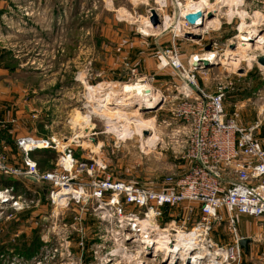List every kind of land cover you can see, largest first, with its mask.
<instances>
[{
	"label": "rangeland",
	"instance_id": "rangeland-1",
	"mask_svg": "<svg viewBox=\"0 0 264 264\" xmlns=\"http://www.w3.org/2000/svg\"><path fill=\"white\" fill-rule=\"evenodd\" d=\"M199 1L203 0H0V24L2 20L6 23L0 28V116L5 115L3 110L9 103L19 108L27 102H44L53 124L52 131L42 130L45 136L41 138L54 135L59 144H71L77 158L105 163L106 174L120 181L159 187L168 174L186 164L176 159L172 150L156 149L150 143L157 138L166 140L167 129L161 120L170 118L173 97L183 80L166 67L147 83L168 98L167 104L162 109L160 104L150 109L122 105L130 110L123 117L119 112L105 114L107 96L100 94V88L114 83L118 88L117 82L128 81L134 67L144 75L153 66L155 74L159 53L175 42L184 63L206 51L217 53L218 65L210 67L207 76H198L199 85L212 91L217 81L229 84L225 101L228 116L244 126L258 125L257 138L264 143V67L257 62L264 55V39L257 43V39L241 42L238 38L251 29L264 37V0H206V13L214 14L204 22L209 32L203 37L197 30L196 34L188 33L199 34L200 39L188 38V34L175 38L183 33L179 25L182 13ZM160 7L165 27L161 23L149 26L151 11ZM230 41L236 42L233 50ZM117 93L107 102L109 110L117 108V96L125 94L122 87ZM136 116L153 120L155 126L150 130L155 139L147 142L151 133L141 137L144 133L134 121ZM59 154L53 150L48 158L38 156L40 169H60ZM17 158L23 156L17 154ZM78 179L91 180L87 174ZM27 184L29 188H20L25 194L23 209L9 208L0 222V264H167L141 249L150 237L147 230L134 242L125 237V226L117 229L113 212L103 210L109 207L103 200L110 199L90 197L93 187L89 184L85 189L88 201L76 196L78 199L55 204L42 188ZM35 191L42 194L35 196ZM189 206L164 208L162 226L179 224ZM143 213L135 214L142 218ZM186 227L184 233L193 226ZM236 232L253 238L252 254L243 251L240 261L232 260L231 252L227 260L224 253L215 259L207 256L201 264L220 260L222 264H264V221L236 216ZM212 237L219 246L230 247L235 231L225 220L217 224ZM62 241L70 243L64 251L73 253L72 261L51 257L52 246Z\"/></svg>",
	"mask_w": 264,
	"mask_h": 264
},
{
	"label": "built area",
	"instance_id": "built-area-1",
	"mask_svg": "<svg viewBox=\"0 0 264 264\" xmlns=\"http://www.w3.org/2000/svg\"><path fill=\"white\" fill-rule=\"evenodd\" d=\"M162 8H158L157 13L161 26L165 27L166 20ZM186 15L182 13L183 21H179L183 33L175 34V38L195 33L196 30L197 33L202 34V37L209 32V27L206 26L201 30L194 28L185 20ZM231 43L230 41L229 45ZM209 52L211 51L197 54L201 57L199 60L193 55L188 63H184L176 43L173 42L159 53L160 63L155 74L143 75L134 67L129 70L131 73L129 80L121 82L123 85L147 83L153 81L155 76L166 67H170L183 80V85L178 87L177 95L173 97L175 99L170 108V118L161 120V125L167 129L166 140L160 141L157 138L150 143H153L156 149L160 147L172 150L175 158L183 159L186 164L182 165L179 171L168 174L162 182H159V187L120 181L111 174H106L105 163L92 158L83 160L77 158L74 155V148H70L71 144H59L54 135L48 138L34 136L19 138L17 146L23 152L24 162L20 166L12 164L0 140V182L10 179L24 180L26 175L34 176L44 183L47 195L53 204L64 199L74 200L81 197H86L83 199L88 201L90 195L87 196L85 189L89 184L93 187L90 197L110 199V201L103 200L104 205L109 206L103 207V210L113 212V222L117 229H124L125 226L127 230L123 232L126 238L135 242L136 237L145 230L149 232L150 237L164 232L161 242L168 244L175 251L171 252L166 260L165 256H156L155 258L160 262L169 264L172 261L177 263L181 261L184 264L195 257L201 264L207 256L215 259L223 253L227 255L225 257L227 260L229 252L232 260L240 261L244 250L239 242L243 237L236 232V216L264 221V143L257 138L258 125L244 126L235 118L228 116L225 101L229 84L222 80L217 81L215 90L212 91L207 85L204 87L199 85L198 76H207L209 68L204 67L203 64L197 67L195 63L207 56L213 61H219L217 53L212 51L213 53L208 55ZM167 99L166 96L161 95L159 109L167 104ZM84 108L86 109V106ZM38 116H40L38 113L34 114L35 118ZM47 116L49 117L45 115ZM4 127L3 122H0V130L3 131ZM120 129H123L122 126ZM145 132L153 134L149 128L144 130L141 137L146 135ZM40 147L60 152L57 160L60 169L53 171L40 169L30 156L31 152ZM82 174H87L91 180L78 179ZM41 194L38 191L34 192L35 196ZM24 195L14 185L0 186V220L4 218L9 208L23 209L21 200ZM186 203L190 206L188 212L182 213L179 224L162 226L164 208ZM128 208L132 210L127 211ZM196 208L199 212H195ZM136 212H144L143 217L135 214ZM225 220L235 231V240L230 247L219 246L212 237L217 224ZM190 224L193 227L186 233L189 248L183 245L179 246L181 248H175L178 234L184 233V230H187L186 226ZM136 226L140 229L137 233L133 231ZM63 241L62 244L54 245L55 248L52 246L54 251L51 252V257L55 259L57 256L72 261L73 253L64 251V248L69 249L70 243L66 244ZM148 242L146 241V244ZM165 248L167 252V247ZM201 251L202 253H199Z\"/></svg>",
	"mask_w": 264,
	"mask_h": 264
},
{
	"label": "bare ground",
	"instance_id": "bare-ground-1",
	"mask_svg": "<svg viewBox=\"0 0 264 264\" xmlns=\"http://www.w3.org/2000/svg\"><path fill=\"white\" fill-rule=\"evenodd\" d=\"M206 9H207L206 0L199 1L197 3L190 4V6L188 5L186 7V10L184 11V15L188 14L189 12L196 13V12L201 11V12H203V14L205 16V18L202 19V24H204L205 20L208 19L207 18L208 14L206 13ZM148 24H149V26H152V23L149 22V21H148ZM238 38H239V40L241 42H243V41H252L254 39H257V41H256L257 43H260V40L264 39V37L261 34H259L256 29H251L250 31H247L245 34L241 33V34L238 35ZM245 44L248 45L247 42ZM212 53L213 52L211 51V52L208 53V55H210ZM207 57H209V56H207ZM196 58H197L196 60H198L200 57L197 56ZM208 59H209L208 61L212 60L211 57H209ZM205 60H207V59H205ZM164 61H163V63H165ZM117 84H119L118 88H115V87H117L116 83L111 84L110 86L103 87V90H102V88H100L101 89L100 94H102V96L103 95L107 96L106 97L107 101L105 102L106 104L103 107L106 115H109L112 112L113 113L114 112H119L120 116L123 117V116L126 115V113H129L127 111H130V110L126 106H122V105H130V104L138 105L139 104L138 105L139 108L150 109V108H156L160 104V102L162 101L161 100V96L158 94V92L155 91L154 89H152L154 87H152L148 83H140V84L139 83H136V84L135 83H124V85H123V83L117 82ZM121 87H122V90L124 91L125 94L117 96L118 99L116 98V102H120L119 106L117 108L115 107V108H111L109 110V106H108L109 103H107V102L110 100L111 95L117 93V89H119ZM120 93H122V92L120 91ZM116 109H118V111ZM134 121L139 126L142 134L144 133V130H149V128L155 126L153 120L149 121V120L144 119L143 117H139L138 118V116H136ZM155 137H156L155 134L154 135L152 134L147 139V142L149 141V139H155ZM40 148H42V147H40ZM133 231H135L137 233V232L140 231V229L138 228V226H136L133 229ZM161 237H162V232L161 233L159 232L155 236L148 237L149 239H146V241H149L147 244H146V241H145V243H143V245H140V246H141V249H143V251H144V253L146 255L150 254L153 257H156V256L163 257V256H165V260H166V258H168V256H169V254H171V252H174L175 250L170 248L168 246V244L161 242ZM177 237H178V242L175 245V248H181L179 246H182V245L184 247L189 248L187 246V241L186 240H188V235L186 233H179ZM165 247H167V252H166V248ZM198 257L201 258L202 256L198 255ZM214 262H216V261L214 260ZM143 263L145 264V262H143ZM176 263L177 262L172 261L170 264H176ZM116 264H120V262L117 261ZM184 264H200V260L194 257L192 260L190 259L189 262H186ZM214 264H222V263L220 261H218L217 263H214Z\"/></svg>",
	"mask_w": 264,
	"mask_h": 264
},
{
	"label": "crops",
	"instance_id": "crops-1",
	"mask_svg": "<svg viewBox=\"0 0 264 264\" xmlns=\"http://www.w3.org/2000/svg\"><path fill=\"white\" fill-rule=\"evenodd\" d=\"M6 23L2 20V24H0V28L4 27ZM155 68L153 66H150V68H147L145 74H152L154 72ZM16 104L9 103L8 106H5V110H3L5 115L0 116V122H3L5 125L3 132L4 135H6L7 139H3L2 146H4V150L7 152L8 157L12 164H15L17 166L22 165L23 158L18 159L17 154L23 156V152L18 153L21 150L17 146V140L19 138L25 137V136H34L37 138H41L43 135V129H51L52 127V119L45 117L47 114L46 111L48 110L47 104L44 102L41 104H38L37 102H34V104L26 103L23 105V107L15 106ZM45 111V112H44ZM38 113V118L34 117V114ZM2 131V130H0ZM52 131V129L50 130ZM48 138V137H46ZM36 160V159H35ZM53 163V162H52ZM14 182H19V186L17 188H27L29 184L25 180H14L10 179ZM9 180H2L0 182V186L7 187L12 186L13 182L9 184ZM27 185V186H26ZM15 186V184H14ZM31 186V185H30ZM16 187V186H15ZM29 187V186H28ZM32 187H35L34 185ZM4 218L0 220V222H3ZM244 237V236H242ZM250 237V236H247ZM252 243H250V250L249 254L251 252L252 254Z\"/></svg>",
	"mask_w": 264,
	"mask_h": 264
},
{
	"label": "water",
	"instance_id": "water-1",
	"mask_svg": "<svg viewBox=\"0 0 264 264\" xmlns=\"http://www.w3.org/2000/svg\"><path fill=\"white\" fill-rule=\"evenodd\" d=\"M213 13H208V16L207 18L210 19L213 17ZM205 18L203 12L199 11V12H196V13H189L185 16V20L187 22H189V24H191L194 28H202L203 26H205L204 24H202V19ZM150 21L152 23L153 26H158L161 21H160V18L157 14V12L153 9L151 11V17H150ZM189 37H195V38H198L200 39L201 36L198 34V35H193V34H188V38ZM210 47H208L209 49ZM236 48V42L234 43H231L230 44V49L233 50ZM257 62L259 65L263 66L264 67V55L262 56H259L258 59H257ZM200 64H203L204 67L206 68H210L214 65H218V62L216 61H208V60H201L200 62H197L195 63V65L197 67L200 66ZM144 109H147V108H144ZM143 110V109H142ZM145 134H147V132H145ZM24 180L36 187H39V188H43L44 187V183L39 181L38 178L34 177V176H30V175H26L24 176ZM44 193L47 194V189L44 188L43 189ZM253 242V238L252 237H243L239 244L241 246V248L244 250L245 254H249V250H250V243Z\"/></svg>",
	"mask_w": 264,
	"mask_h": 264
},
{
	"label": "trees",
	"instance_id": "trees-1",
	"mask_svg": "<svg viewBox=\"0 0 264 264\" xmlns=\"http://www.w3.org/2000/svg\"><path fill=\"white\" fill-rule=\"evenodd\" d=\"M3 139H4V140L7 139V141H8V138H6V135H4V132H3V131H0V140L3 141ZM51 151H53V150H51V149H45V148H39V149H36V150H34L33 152H31V153H30V156H31L33 159H37L38 156H42V157H44V158L47 156V158H48V157L50 156ZM51 158H53V156H52ZM37 160H38V159H37ZM37 160H36V162H37ZM37 164H38L39 167H41L39 161L37 162ZM9 181H10L9 184H11V183L13 182L12 185L15 184L16 187H18V186L20 185L19 182H14V181H12V180H9Z\"/></svg>",
	"mask_w": 264,
	"mask_h": 264
}]
</instances>
